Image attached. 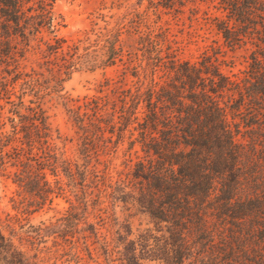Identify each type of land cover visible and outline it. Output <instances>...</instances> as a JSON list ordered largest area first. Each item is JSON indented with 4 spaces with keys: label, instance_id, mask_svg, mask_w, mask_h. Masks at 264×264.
<instances>
[{
    "label": "rangeland",
    "instance_id": "rangeland-1",
    "mask_svg": "<svg viewBox=\"0 0 264 264\" xmlns=\"http://www.w3.org/2000/svg\"><path fill=\"white\" fill-rule=\"evenodd\" d=\"M48 8L55 33L65 40L57 53L47 51L45 41L54 42L55 33L46 29L26 30L9 43L0 36V136L13 134L12 120L19 123L14 110L27 114L28 107L40 105L59 160L56 175L50 167L40 170L48 179V201L37 206L40 196L22 191L14 172L21 160L37 171L42 151L22 141V133L0 149V229L9 238L0 240V264H112L105 241L112 246V238L126 234L123 224L136 241L149 229L160 235L149 215L110 196L137 161L139 146L129 143L138 131L131 125L121 134V110L128 91L151 78L139 65L147 66L149 56L174 53L191 62L210 60L240 81L250 75L258 41L246 37L232 45L225 39L218 29L230 21L224 0H48ZM112 46L118 55L109 59ZM71 56L77 66L60 81L62 57ZM162 75L158 70L156 80L162 82ZM93 168L99 170L97 186ZM71 214L77 223L69 226ZM117 245L123 250L124 244ZM120 256L115 252L112 259Z\"/></svg>",
    "mask_w": 264,
    "mask_h": 264
},
{
    "label": "trees",
    "instance_id": "trees-1",
    "mask_svg": "<svg viewBox=\"0 0 264 264\" xmlns=\"http://www.w3.org/2000/svg\"><path fill=\"white\" fill-rule=\"evenodd\" d=\"M224 4L230 21H222L218 29L225 39L232 45L246 37L258 41L248 77L234 80L210 60L198 63L174 53L157 54L138 67L146 76L150 70L148 84L144 77L122 100L121 134L134 125L138 134L131 133L129 144L139 150L131 175L110 196L149 215L160 235L149 229L136 241L123 224L126 234L112 238V246L105 241L104 253L112 264H264V0ZM0 19L4 43L12 36L25 37L26 30L56 31L48 0H0ZM53 40L45 41L50 54L62 50L65 42L56 33ZM116 55L112 46L109 59ZM62 59L65 78L60 81L77 66L72 56ZM158 70H163L162 82L156 80ZM27 109V114L14 110L19 123L12 120L13 134L0 136V149L22 133V141L42 151L41 168L34 171L21 160L22 168L14 172V182L22 191L38 194L36 205L42 206L48 201V179L40 170L50 167L55 174L59 160L45 111L40 105ZM4 164L2 157L0 167ZM98 174L91 169L95 186ZM74 220L71 214L69 226ZM8 239L0 229V240ZM117 244H124L123 250ZM115 252L121 256L112 259Z\"/></svg>",
    "mask_w": 264,
    "mask_h": 264
}]
</instances>
